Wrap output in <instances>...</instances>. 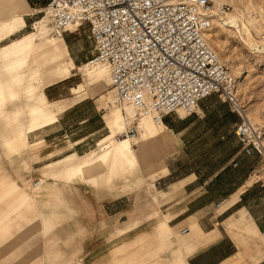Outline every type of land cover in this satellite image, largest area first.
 <instances>
[{"label": "rangeland", "instance_id": "rangeland-1", "mask_svg": "<svg viewBox=\"0 0 264 264\" xmlns=\"http://www.w3.org/2000/svg\"><path fill=\"white\" fill-rule=\"evenodd\" d=\"M223 1L229 7V15L225 21L218 19L210 31L217 34L221 48L210 44L233 76L243 65L244 79L238 91L240 108L243 114L247 110L258 117L255 127L264 133V0ZM45 6L46 0H21L18 6L0 4V264H84L81 226L68 204V192L80 181L107 190L121 184L123 191H127L134 188V179L141 181L148 172L140 168L136 155V146L147 138L143 133L141 141L129 151L134 153V159L104 154L102 142L106 138L115 139L126 123L138 124L142 117L117 101L107 70L100 75L89 74L86 64L95 54L89 27L73 26L57 37ZM234 18L246 24L252 35L242 38L226 24ZM56 38L61 39L55 42ZM62 97L69 99L56 101ZM79 101L87 104L80 115L94 116L92 127L96 131L91 134H96L90 139L96 141L89 150L77 154L74 148L68 150L73 139L60 138L58 134V146L49 150L51 158L34 166L42 144L33 142L32 135L55 123L60 113ZM221 103L223 98L212 95L201 102L195 116L173 114V124L201 131L208 125L205 119ZM189 117L192 119L185 122ZM113 119L118 120V128H111ZM44 133H51V129ZM211 143L203 141L176 154L175 168L184 170L199 165L193 159L197 150L206 161L221 159L230 147L212 151ZM262 144L263 154L244 158L250 171L246 187L257 183L246 202L258 215L264 213V136ZM231 186L221 185L220 191ZM162 223L159 232L165 240L171 228H163ZM239 234L243 244L251 242V247L240 249L241 256H248L256 242L248 240L243 230ZM114 255V264H134V243ZM183 259L180 256L173 264H184Z\"/></svg>", "mask_w": 264, "mask_h": 264}, {"label": "crops", "instance_id": "crops-1", "mask_svg": "<svg viewBox=\"0 0 264 264\" xmlns=\"http://www.w3.org/2000/svg\"><path fill=\"white\" fill-rule=\"evenodd\" d=\"M20 2L1 0L0 4L18 6ZM66 99L69 97L56 101ZM81 102L84 101L66 108L55 123L32 135L33 142L42 144L34 166L51 158L49 150L58 146V134L60 138L73 139L68 150L74 148L77 154L89 150L96 141L90 139L96 134H91L94 116L80 115L87 105ZM223 102L220 110L205 119L208 125L201 131L177 128L172 118L176 114L167 116L166 129L161 135L136 146L138 164L148 172H144L141 181L134 179V188L123 191L120 184L107 190L87 181L71 188L68 204L81 226L84 264H114L117 258L114 253L133 243L134 264H173L180 256L184 257V264H264V213L258 215L247 206L246 198L257 183L246 187L250 171L244 158L249 156L243 153L235 134L241 118L226 100ZM214 118L217 123L211 124ZM48 129L51 133H44ZM97 131L101 133L99 126ZM203 141L212 142V151L230 147L217 160L203 161L205 157L197 150L193 159L199 165L184 170L175 168L176 154L189 151ZM225 184L232 186L220 191ZM244 188L247 189L242 191ZM161 223L163 228H171L165 240L159 232ZM185 229L188 231L184 233ZM240 230L248 240L256 242L248 256L240 255L241 248L251 247V242L242 243Z\"/></svg>", "mask_w": 264, "mask_h": 264}, {"label": "built area", "instance_id": "built-area-1", "mask_svg": "<svg viewBox=\"0 0 264 264\" xmlns=\"http://www.w3.org/2000/svg\"><path fill=\"white\" fill-rule=\"evenodd\" d=\"M223 0H46L55 34L88 26L95 54L88 63L107 67L121 105L150 116L196 114L200 103L219 95L241 118L235 134L247 156L263 154V131L240 111L235 80L210 45L208 35ZM138 136L128 125L120 137ZM188 229L184 230V233Z\"/></svg>", "mask_w": 264, "mask_h": 264}, {"label": "bare ground", "instance_id": "bare-ground-1", "mask_svg": "<svg viewBox=\"0 0 264 264\" xmlns=\"http://www.w3.org/2000/svg\"><path fill=\"white\" fill-rule=\"evenodd\" d=\"M217 1H219V0H217ZM227 15H229L228 11L226 13H224V14H219L218 18H216L214 20V24L217 23L219 20L225 21ZM226 24L227 25L229 24V27L235 29L240 34V36L242 38L245 35L246 36H250V34H251L248 26L246 24H244V23L237 22L235 18H234V20H232L230 22H227ZM218 25L224 26L222 24H218ZM212 30H214V27L212 28ZM62 36L63 35H61V34H57V37H62ZM60 39L61 38H56L54 41L55 42H57V41L59 42ZM208 39H209V43H211L213 46L221 48V44H220L221 41L218 39V36H217L216 33L210 32L209 35H208ZM248 40H250V37H249ZM71 64L75 68V64H74L73 61H71ZM86 67L89 70V74H95L96 73V74L100 75L104 71L107 70L109 81L111 83L110 75H109V71H108L107 67L102 66L100 64H90V63H87ZM243 68H244L243 65L241 67H239L238 72H236L235 76H233V79L235 80L234 95L236 96L237 104H238V107H239V109H240L242 114H243V112H242V110L240 108V98H239V92L238 91H240V87L242 86V80L244 79ZM123 106H130V105H123ZM241 106H242V104H241ZM130 107H132V106H130ZM133 109H135V108H133ZM135 111L137 112L136 109H135ZM179 114L185 115L182 110H179ZM243 115L247 119H249L250 122L253 125H255V126L257 125L256 121H258V117L255 116L252 112L245 110ZM140 117H142L140 119V122H138V124L134 123V125H136V127L138 129V136H137L136 139L133 140L130 135L124 136L123 138L122 137L119 138V135L125 133V131L128 128V125H132V123H130V121H129L121 129L120 133H118L115 136V139H114V136H112V137L106 138L102 142L103 152H104V154L106 156H110V155L111 156H116L119 159L120 158L134 159V153L131 154V153H129V151L134 150L132 145H135L139 141H141V134L143 133V135H145L147 137V138H145V140H147V139H150L151 138L150 136H153L154 134L159 135L162 132V129L165 127L164 122H161V123L157 124L150 116L141 115ZM253 120H255V121L253 122ZM118 127H119L118 120L117 119L111 120V128H118Z\"/></svg>", "mask_w": 264, "mask_h": 264}, {"label": "snow or ice", "instance_id": "snow-or-ice-1", "mask_svg": "<svg viewBox=\"0 0 264 264\" xmlns=\"http://www.w3.org/2000/svg\"><path fill=\"white\" fill-rule=\"evenodd\" d=\"M262 210H264V209H262Z\"/></svg>", "mask_w": 264, "mask_h": 264}]
</instances>
